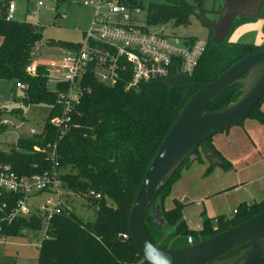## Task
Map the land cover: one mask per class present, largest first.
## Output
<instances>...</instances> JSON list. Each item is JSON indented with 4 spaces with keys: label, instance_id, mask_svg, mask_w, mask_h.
Returning a JSON list of instances; mask_svg holds the SVG:
<instances>
[{
    "label": "trees",
    "instance_id": "16d2710c",
    "mask_svg": "<svg viewBox=\"0 0 264 264\" xmlns=\"http://www.w3.org/2000/svg\"><path fill=\"white\" fill-rule=\"evenodd\" d=\"M7 1L2 9L5 4L7 6ZM127 4L140 7L135 0H127ZM197 12L205 15L203 0H198L195 6L183 0H165L163 4H151L147 14L148 24L173 21L177 28L188 27L191 17H197ZM5 14L6 11H2L0 17V80L28 86L21 98L24 106L43 105L49 109L48 118L61 115L58 92L48 89L43 71L40 70L38 77L29 76L26 72L31 51L39 48L43 41L42 28L28 22H8ZM259 20L264 21V4ZM257 21L237 19L230 36L221 45L213 44V32L209 30L206 52L187 81L191 84L212 83L238 61L260 52L264 43L257 46L229 42L236 30ZM46 44L51 48L74 46L73 43L53 41ZM84 87L87 91L80 103L73 107L69 129L65 133L52 127L47 119L42 135L20 139L17 145L11 146L8 155L0 154V162L11 164L19 175L39 174L49 170L51 165L44 156L34 153L37 145L56 144L57 162L63 173L65 189L79 195H89L94 191L101 196L99 200L88 196L97 208L95 220L85 222L73 212L64 213L53 216L46 228L45 217L33 215L12 225L3 224L0 237H21L25 232L41 233L46 228L38 249V264H140L143 259L129 232L131 211L146 173L185 105L182 102L185 91L170 90L164 81L142 85L135 90H126L124 84L110 88L101 85L93 75L87 77ZM241 88L236 84L227 90L209 107L208 112L223 110L236 102ZM263 103L264 100L248 117L261 125H264ZM20 111L24 120V110L18 108L17 112ZM14 116L20 117L18 114ZM206 145L220 158L218 166L225 172L233 170L232 164L214 148L212 139ZM202 157V153L197 151L194 162H202ZM194 162L186 160L152 199L145 223L147 236L156 246L184 249L191 246L189 239L193 244L209 240L251 220L264 210V201L250 206L244 204L239 207L234 219H220L218 225L213 226L212 221L204 217L202 230L191 232L183 217V206L176 203L172 210L167 211L164 204L183 169ZM211 167L215 165L211 164ZM109 201L112 205L108 204ZM158 218L165 219L168 229L161 224L155 225ZM121 235H128L129 239L124 240Z\"/></svg>",
    "mask_w": 264,
    "mask_h": 264
},
{
    "label": "built area",
    "instance_id": "2783aa9c",
    "mask_svg": "<svg viewBox=\"0 0 264 264\" xmlns=\"http://www.w3.org/2000/svg\"><path fill=\"white\" fill-rule=\"evenodd\" d=\"M89 5L94 14L83 40L71 48H58L62 55L59 64L51 63L48 68V64L39 62V48L29 55L27 74L38 77L42 70L48 89L58 92L62 107L61 115L52 118L47 115L40 131L32 129L31 138L44 133L47 119L62 134L69 129L70 114L87 91L84 83L90 75L103 86L115 88L124 84L126 90H135L142 85L174 78L178 71L186 79L191 77L206 52L207 39H181L166 34L164 29L151 31L148 20L142 22L143 9L127 4V0H89ZM38 6L44 5L39 2ZM15 13L16 5L10 4L6 21H15ZM56 67L59 68L57 76L52 73ZM16 87L23 92L28 90V86L21 83ZM0 114L4 113L0 110ZM7 126L8 121H5L2 128ZM10 152L0 150L4 155ZM34 153L44 156L51 168L23 176L16 173L11 164L0 162V231L3 224L12 225L33 215L45 217L47 228L53 216L73 212L66 199L69 191L62 181L56 144L37 145ZM89 197L101 199L94 191ZM237 213L235 211V215ZM120 237L129 239L128 235ZM189 244L193 245L192 239Z\"/></svg>",
    "mask_w": 264,
    "mask_h": 264
},
{
    "label": "water",
    "instance_id": "95a60500",
    "mask_svg": "<svg viewBox=\"0 0 264 264\" xmlns=\"http://www.w3.org/2000/svg\"><path fill=\"white\" fill-rule=\"evenodd\" d=\"M263 4L264 0H224L218 21L209 20L202 12L196 16L213 32V44L221 45L230 36L237 19L262 21L259 18ZM263 25L264 21L260 26ZM229 42L236 44L231 39ZM263 43L264 39L257 46ZM236 84L242 86L239 99L223 110L209 113V107ZM164 85L170 90L183 89L185 105L146 173L131 211L129 232L141 258L147 264H264V210L235 228L179 250L154 245L147 236L145 223L155 193L186 160L194 162L197 151L210 164H221L206 142L242 124L264 100V48L235 63L212 83L191 84L178 71ZM160 215L158 208L157 217ZM160 224L168 229L164 218L155 221L156 226Z\"/></svg>",
    "mask_w": 264,
    "mask_h": 264
},
{
    "label": "rangeland",
    "instance_id": "374dc122",
    "mask_svg": "<svg viewBox=\"0 0 264 264\" xmlns=\"http://www.w3.org/2000/svg\"><path fill=\"white\" fill-rule=\"evenodd\" d=\"M6 0H0V17L2 11L5 12L10 4H15L17 11L15 14V21L28 22L35 26L42 28L43 41L39 46L38 61L48 64L50 68L51 63L59 64L62 60V55L58 48H51L46 43L53 41L55 43H79L83 40L84 32L88 29L89 24L93 18V8L89 5V0H8L7 6L1 8ZM137 5L143 9L141 16L142 22L148 20V10L151 4H163L165 0H135ZM187 4L195 6L198 0H183ZM43 3V7H39L38 3ZM224 0H203V10L205 16L211 21L219 20V10L223 7ZM262 21L256 23L246 24L235 31L231 36V40L240 44H260L264 35L261 33L260 24ZM188 27H175V22L169 21L159 25H150L151 31L165 30V33L181 39L197 38L205 40L209 37V30L202 24L199 18L193 16L190 19ZM58 67L53 69V75L57 76ZM24 97V92L18 90L15 83L0 80V108L4 114H0V150L8 151L9 147L15 145L19 139H30L31 130L36 129L40 131L43 121L46 119L49 109L43 105L41 106H24L21 103V98ZM18 108H22L25 114L24 120L21 119V111L17 112ZM20 115L14 116V115ZM251 120V119H247ZM8 121V126L3 127V123ZM247 122V121H245ZM244 122V123H245ZM242 123L239 128L245 130V125ZM260 131L255 134L257 142L250 137V151L248 152L249 162L246 163L250 170L242 165L240 162H231L235 168L233 173L221 171L220 175H214L213 180L217 183L228 182V179L237 180L238 178L245 179L250 184V181L255 177H262V186L254 185L252 188V195L259 196L261 199L264 196V129L259 127ZM205 158L202 157V162ZM201 162H194L200 164ZM189 167L183 169L187 170ZM211 166V164H210ZM217 167V166H215ZM223 170V169H222ZM181 172V174L183 173ZM207 173V172H206ZM206 173L204 176H206ZM260 175V176H259ZM233 187V186H232ZM228 189V188H227ZM172 193V192H171ZM88 194L79 195L71 191L68 192L67 202L70 207L80 219L85 222H93L96 217L97 208L92 198ZM189 200V222L187 227L191 232H197L194 227L203 225V213H206L212 221L213 226L218 225V220L223 219L229 221L233 219L234 212L239 209L237 203V195L224 194L219 195V192L210 196L205 203V199L198 202L194 196L183 189L173 192L166 200L172 202ZM165 201V203H166ZM259 201V200H257ZM112 205L111 202H108ZM199 205L202 210L199 211ZM238 205V206H237ZM184 207V205H182ZM46 230V228H45ZM45 230L41 233L25 232L20 237L8 238L0 237V264H38V249L42 240L45 237Z\"/></svg>",
    "mask_w": 264,
    "mask_h": 264
},
{
    "label": "crops",
    "instance_id": "0c3cea01",
    "mask_svg": "<svg viewBox=\"0 0 264 264\" xmlns=\"http://www.w3.org/2000/svg\"><path fill=\"white\" fill-rule=\"evenodd\" d=\"M259 27L260 30H262V26ZM261 110L264 112V103L261 106ZM246 121L247 122L244 121L245 123L243 122L244 123L243 125H245L244 128L245 130H241L239 128L241 124L236 127H233L230 130L215 136L212 139V145L220 153V155L224 157L228 162L229 161L234 163L240 162L242 165L246 166L250 170V167L246 165V163L249 162L248 152L251 150L249 146L250 137L251 140H254V142L251 143L254 144L255 142H257L258 140L255 137V134H257L260 131L259 127L264 129V125H261L255 120H246ZM9 150L11 149L9 148ZM262 162L264 163L263 158H262ZM210 167H211L210 163L205 158L204 162H201L199 165L194 164L189 169L184 170L183 173L181 174L179 181L173 186L171 195L173 194V192L183 189L185 192L192 194L194 198L198 200V202L201 201L202 199H205V203H207L208 198L213 194H216L217 192H219V195L233 193L237 195V203L239 207L244 204L247 206H250L252 204H259L264 201V196L261 199H257L259 196L254 197L251 191L252 190L251 187H253L256 184L262 186L263 180L260 175H259L260 177L255 176L250 181L251 185H248V182L245 179H241V178H238L236 181L230 178L228 179L229 180L228 182L222 181L217 183L213 180V176L220 175L221 171L223 172L224 170H222L220 166L211 167V168ZM233 171H235L234 167L233 170L230 172L233 173ZM230 172L227 173L229 174ZM205 173L206 176H204ZM189 202L190 201L187 199L182 201L179 200L175 201V204L179 203L180 205H184L183 217L185 222L186 221L189 222V215H188ZM171 203L172 202L166 201V203L164 204V207L167 211H170L175 207V204L172 205ZM198 207H199L198 208L199 211H201L202 206L199 205ZM234 216H236L235 212H234ZM204 217L209 218L206 213H203L202 219H204ZM194 228H196L198 231H201L203 225H199L198 227H194ZM215 230H217V228H215Z\"/></svg>",
    "mask_w": 264,
    "mask_h": 264
},
{
    "label": "flooded vegetation",
    "instance_id": "af4514ba",
    "mask_svg": "<svg viewBox=\"0 0 264 264\" xmlns=\"http://www.w3.org/2000/svg\"><path fill=\"white\" fill-rule=\"evenodd\" d=\"M263 21V20H262Z\"/></svg>",
    "mask_w": 264,
    "mask_h": 264
}]
</instances>
